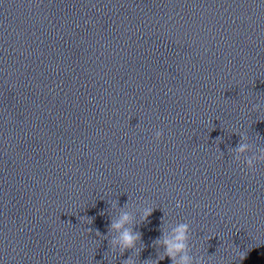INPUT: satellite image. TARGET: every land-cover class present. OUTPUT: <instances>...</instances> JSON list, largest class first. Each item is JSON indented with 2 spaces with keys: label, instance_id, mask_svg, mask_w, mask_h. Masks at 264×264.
<instances>
[{
  "label": "clouds",
  "instance_id": "obj_1",
  "mask_svg": "<svg viewBox=\"0 0 264 264\" xmlns=\"http://www.w3.org/2000/svg\"><path fill=\"white\" fill-rule=\"evenodd\" d=\"M163 136L162 130H157L154 133L155 140L159 141L161 137ZM246 145H240L237 148L238 152H243L246 149ZM249 165H251V160L248 161ZM177 207H181V203L177 201L176 204ZM153 208H148L145 213L143 219L146 221L149 216H151L153 212ZM130 221V216L128 213H123L119 221L110 223V229H121L123 226ZM90 222V221H89ZM189 229V225L187 223H180L177 225V227L174 229L175 235L171 239H163V244L165 246V255L172 260V264H177L176 256L178 253H184L180 257V264H189L190 257L186 254V248L187 244L185 241L187 240V232ZM141 239V233L139 232H133L132 230L128 228H124L123 231L120 233L119 237V243H120V253L121 255L124 254L125 251L129 249L135 248V243L137 240ZM111 244H115L116 241L112 240L110 242ZM245 253L240 254V259L243 260L245 258ZM160 259H163L161 257ZM124 264H135L134 260L131 257H128V259L124 260ZM156 264H159V261L157 260Z\"/></svg>",
  "mask_w": 264,
  "mask_h": 264
}]
</instances>
